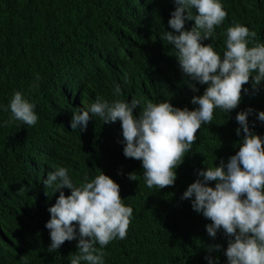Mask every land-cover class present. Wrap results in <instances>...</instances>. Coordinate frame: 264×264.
I'll return each instance as SVG.
<instances>
[{"label": "trees", "instance_id": "16d2710c", "mask_svg": "<svg viewBox=\"0 0 264 264\" xmlns=\"http://www.w3.org/2000/svg\"><path fill=\"white\" fill-rule=\"evenodd\" d=\"M221 3L227 21L202 43H213L222 55L224 28L236 22L250 25L249 16L264 23V0ZM175 7L174 0H0V264H70L77 253L78 236L48 251L45 224L59 191L45 188L43 181L53 166L67 168L77 186L85 175L91 180L102 172L120 186L124 204L132 207L127 237L102 249L104 264H228L229 237L223 229L210 237L205 226L211 221L193 210L194 196L178 202L177 195L203 179L199 171L221 161L226 165L236 154L244 136L242 129L236 134L238 112L251 108L249 128L264 138V122L257 119L264 111V81L253 88L250 79L243 86L248 91H242L233 113L214 111L175 169L174 185L162 189L148 188L142 162L124 156L119 120L105 123L89 113L85 131L70 128L73 113L97 97L198 107L191 99L203 95L199 87L204 92L207 85L185 77L175 48L161 39L164 32L174 31L168 20ZM193 27L194 20L185 21L184 30ZM116 85L122 90L119 97L113 95ZM16 91L35 104V126L5 124L11 113L4 107ZM133 112L138 116L139 106ZM132 172L136 181L128 179ZM62 191L67 196L71 190ZM209 245L220 248L209 251Z\"/></svg>", "mask_w": 264, "mask_h": 264}, {"label": "clouds", "instance_id": "9594fccd", "mask_svg": "<svg viewBox=\"0 0 264 264\" xmlns=\"http://www.w3.org/2000/svg\"><path fill=\"white\" fill-rule=\"evenodd\" d=\"M168 25L173 32H164L166 40L176 50L179 68L190 81L207 85L203 95L193 96L191 103L198 105L194 110L174 107L167 100L153 103L143 98H132L128 103L122 99L109 102L97 97L89 107L78 108L70 121L72 131L87 129L89 113L107 122H121L125 142L123 154L126 158L142 162L143 176L148 188L162 189L173 186L175 169L183 162L192 145L197 141V132L203 125L210 124L214 111L219 108L232 112L241 101L242 91L250 79L253 88L264 81V23L249 16L250 25L242 22L229 23L224 28L221 44L225 51L221 55L213 43L202 41L213 37L228 17L221 0H174ZM195 9V15L192 10ZM194 20L191 30H184L185 21ZM178 33V34H177ZM41 78L37 75L36 80ZM39 84L33 85V91ZM193 92L198 91L189 84ZM116 85L113 95L121 96ZM139 106V115L133 110ZM35 104L29 102L20 91H16L4 111L11 115L5 124L20 121L35 126L38 115ZM252 109L238 112L236 120L244 136L239 149L225 165L207 167L199 171L178 202L194 196L192 208L211 221L206 225L210 237L223 229L229 237L225 255L228 264H264V138L254 134L248 123ZM264 122V111L257 114ZM43 181L45 188L59 191V196L48 211L50 219L45 227L50 230L49 252L57 251L65 241L79 237L77 253L70 264H104L102 251L116 239L123 240L133 219V209L124 204L120 186L109 176L99 172L93 179L87 175L77 186L65 167L53 166ZM128 179L136 181L135 172ZM215 181V186H208ZM70 189L65 195L62 189ZM78 225V233L76 230ZM99 244L100 248L95 247ZM220 245H209L208 250H219ZM207 259V257H206ZM209 264H213L209 260Z\"/></svg>", "mask_w": 264, "mask_h": 264}, {"label": "bare ground", "instance_id": "6f19581e", "mask_svg": "<svg viewBox=\"0 0 264 264\" xmlns=\"http://www.w3.org/2000/svg\"><path fill=\"white\" fill-rule=\"evenodd\" d=\"M25 195V194H24Z\"/></svg>", "mask_w": 264, "mask_h": 264}]
</instances>
